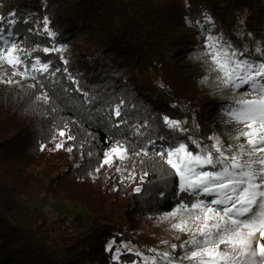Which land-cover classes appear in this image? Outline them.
I'll return each instance as SVG.
<instances>
[{"label": "trees", "instance_id": "1", "mask_svg": "<svg viewBox=\"0 0 264 264\" xmlns=\"http://www.w3.org/2000/svg\"><path fill=\"white\" fill-rule=\"evenodd\" d=\"M0 9V18L17 14L14 31L30 60L50 64L35 79L0 83V264H134L136 256L122 248L125 235L139 233L136 217L152 220L174 209L175 178L151 152L111 167L103 153L118 139L138 150L168 132L164 115L181 120L196 102L193 85L166 59L168 43L185 47L209 28L259 60L264 0H0ZM45 17L54 39L42 31ZM53 45L64 50L42 52ZM117 104L125 121L119 129ZM129 196L134 203L119 206ZM47 202L57 207L54 221L44 215ZM67 204L83 214L67 216Z\"/></svg>", "mask_w": 264, "mask_h": 264}, {"label": "snow or ice", "instance_id": "2", "mask_svg": "<svg viewBox=\"0 0 264 264\" xmlns=\"http://www.w3.org/2000/svg\"><path fill=\"white\" fill-rule=\"evenodd\" d=\"M11 15L12 19L0 18V68L6 65L12 69L9 78L0 79V83L8 84L15 83L12 78L16 76L35 79V73H48L50 67L49 62L38 57L30 60L29 51L20 46L18 33L14 31L17 14ZM205 19L212 26L211 18ZM48 23L45 17L42 31L54 39L56 33L48 28ZM202 34L205 37L202 47L216 73V86L239 93L232 106L224 110L226 119L222 120L234 125L237 133L229 136L232 143L213 134L207 137L212 143L206 144L198 134H188L190 129L184 126L187 121L164 115L167 133L141 142L138 150H129L118 139L103 153V165L111 167L114 158L123 165L134 156L148 157L151 152L153 158H158L164 174L175 178L173 196L177 204L161 219L171 220L170 228L187 239L179 245L172 244L168 251L149 249L151 256L137 250L134 255L139 261L134 264H264V50L257 48L260 59L253 60L246 46H234L222 35H212L209 28H204ZM63 50L55 45L42 48L44 54ZM55 71L59 69L53 75ZM207 82L205 77L202 83ZM41 98L48 99L46 94ZM113 113L117 118L113 127L119 129L125 122L120 104L113 108ZM59 136H65V131H60ZM60 147L62 144L56 145L57 149ZM116 171L122 169L117 167ZM147 175L145 172L144 176ZM140 180L143 181V176ZM135 191L140 192L141 188ZM115 243H109V251H113ZM122 248L133 252L128 243ZM114 251V259L119 261L121 248Z\"/></svg>", "mask_w": 264, "mask_h": 264}, {"label": "rangeland", "instance_id": "3", "mask_svg": "<svg viewBox=\"0 0 264 264\" xmlns=\"http://www.w3.org/2000/svg\"><path fill=\"white\" fill-rule=\"evenodd\" d=\"M263 13L260 12V14ZM179 31H181L180 28ZM204 41V35H200L192 41L187 42L186 40L187 46L182 48H177V46L170 43L166 45L164 53L168 63L184 84L193 85L196 97V102L185 112V117L181 118V121H187L185 126L193 134H198L206 144L212 143L207 137L213 134L220 135L221 139L227 143H232L233 141L229 139V136L235 135L237 128L234 125L222 123V120L226 119L224 110L232 106L234 99L238 98L239 93L216 86V73L210 68L208 57L202 47ZM6 70L5 68H0V79L7 80L9 78L12 71ZM205 77H208V82L202 83ZM12 79L18 81L19 78L16 76ZM196 124H199L200 127L194 128L193 126ZM135 187L133 186L132 189L134 190ZM131 202L130 196L124 197L119 199V206L124 208L129 206ZM63 213L71 217L72 215L83 214V211L76 204H67ZM44 215L49 221L56 220L58 218L57 207L52 203H45ZM135 222L139 233L136 236L128 231L125 235L127 238L124 240L133 249L131 254L138 250L145 255L151 256L153 253L149 249H156L158 252L168 251L171 249L172 244L179 245L183 240L187 239L184 234L177 233L170 228L171 220H162L159 217L146 220L136 217ZM125 223L127 226L130 222L126 219ZM255 243L256 241H254V245ZM124 253L123 255H125ZM133 259H136V262L139 261L138 257L130 258V261ZM120 264L125 263L121 262Z\"/></svg>", "mask_w": 264, "mask_h": 264}]
</instances>
